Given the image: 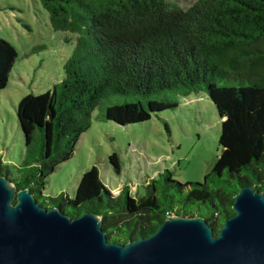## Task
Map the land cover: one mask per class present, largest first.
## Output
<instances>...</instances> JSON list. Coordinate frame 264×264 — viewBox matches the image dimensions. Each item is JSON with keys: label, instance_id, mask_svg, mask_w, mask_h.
<instances>
[{"label": "trees", "instance_id": "obj_1", "mask_svg": "<svg viewBox=\"0 0 264 264\" xmlns=\"http://www.w3.org/2000/svg\"><path fill=\"white\" fill-rule=\"evenodd\" d=\"M38 1L54 31L72 34L64 39L72 52L61 82L20 98V177L1 176L17 189L27 187L41 207L55 206L71 219L98 214L107 239L121 244L147 237L168 214L200 215L216 235L234 214L242 186L264 193V0H196L186 9L167 0ZM16 52L0 37L1 90ZM231 77L238 85L225 83ZM199 91L221 120V153L203 182L180 183L165 170L161 180L145 182L144 195L132 196L128 185L114 195L94 165L81 173L72 199L43 197L46 177L73 156L101 102L115 98L99 119L124 126L176 108L180 98ZM117 157L112 153L108 162L119 173Z\"/></svg>", "mask_w": 264, "mask_h": 264}, {"label": "rangeland", "instance_id": "obj_2", "mask_svg": "<svg viewBox=\"0 0 264 264\" xmlns=\"http://www.w3.org/2000/svg\"><path fill=\"white\" fill-rule=\"evenodd\" d=\"M167 1L186 9L196 0ZM67 36L72 34L51 28L38 0H0V37L17 49L7 84L0 89L2 173L20 177L17 168L24 153V138L15 110L22 96L46 92L61 82L63 62L72 52V44L64 41ZM41 45L43 49L36 50ZM225 83L238 85L232 77ZM116 100L123 102L121 97ZM113 102L115 98L104 100L101 108L91 113V126L80 135L73 156L46 177L43 197L62 193L72 199L81 173L94 165L114 195L124 185L132 196L144 195L145 182L161 180L159 174L165 170L180 183L203 182L221 153V120L205 92L180 98L176 108L152 114L148 121L124 126L99 119L101 110ZM36 145L34 141L32 149ZM114 152L120 163L119 173L108 162Z\"/></svg>", "mask_w": 264, "mask_h": 264}, {"label": "water", "instance_id": "obj_3", "mask_svg": "<svg viewBox=\"0 0 264 264\" xmlns=\"http://www.w3.org/2000/svg\"><path fill=\"white\" fill-rule=\"evenodd\" d=\"M218 233L203 217L168 214L147 237L113 243L101 218L44 208L0 175V264H264V193L242 186Z\"/></svg>", "mask_w": 264, "mask_h": 264}]
</instances>
